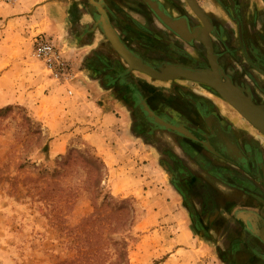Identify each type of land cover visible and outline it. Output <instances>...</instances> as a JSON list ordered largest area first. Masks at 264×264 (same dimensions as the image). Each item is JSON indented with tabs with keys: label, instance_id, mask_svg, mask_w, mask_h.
Here are the masks:
<instances>
[{
	"label": "crops",
	"instance_id": "1",
	"mask_svg": "<svg viewBox=\"0 0 264 264\" xmlns=\"http://www.w3.org/2000/svg\"><path fill=\"white\" fill-rule=\"evenodd\" d=\"M231 4L237 10L235 17L228 12L236 18L231 33L244 46L243 67L255 69L264 83V0ZM149 12L140 0H0V107L16 104L29 109L50 135V157L62 154L77 139L90 146L106 165L111 192L145 204L147 219L186 216L185 210L175 213L174 208L178 193L188 196L194 211L190 218L208 224L184 221L174 232L164 228V235H174L167 243L203 255L208 247L200 234L237 235L230 250L245 255V262L264 264V133L239 137L230 103L234 113L226 120L211 110L212 101L204 104L187 97L194 108L188 114L178 98L167 102L162 97L173 89L180 92L176 82L180 76L157 84L152 75L124 64L111 37L127 48L137 38L134 32L147 35L142 46L148 47V36L166 41L154 33ZM123 29L132 33L123 35ZM40 32L51 35L74 62L69 82L54 78L34 55L33 40ZM101 44L107 54L97 50ZM157 100L163 110L154 105ZM206 119L218 126L227 124L235 146L221 152L204 149L202 138L210 131ZM158 186L164 187L162 194H152ZM154 202L168 205L158 208Z\"/></svg>",
	"mask_w": 264,
	"mask_h": 264
},
{
	"label": "rangeland",
	"instance_id": "2",
	"mask_svg": "<svg viewBox=\"0 0 264 264\" xmlns=\"http://www.w3.org/2000/svg\"><path fill=\"white\" fill-rule=\"evenodd\" d=\"M160 1L170 12L175 9L184 12L189 30L202 26V21L190 8L187 0ZM196 2L212 20L215 32H210L209 37L219 70L221 67L230 80L240 82L241 88H247L255 102L264 104L262 76L253 68L251 69L254 71H246L243 67L246 65L242 55L244 46L237 43L238 39L231 33L236 18L234 20L230 17L228 12H232L234 17L237 16L236 7L231 4V0H224L223 4L221 0ZM149 11L155 21L154 33L166 39L162 45L167 47L171 44L174 48L186 52L187 56L181 53L183 57L192 56L194 59H181L180 54L172 51V47L166 48V57L159 58L153 55L154 51L142 46L146 43L147 35L134 32L137 38H132L129 47L140 54L142 63L161 72L167 71L165 68L171 64H185L187 67L183 65L184 68L191 69H211L203 42L193 38L190 42H185L171 31L164 30L165 26L157 20L151 10ZM159 24L162 27L157 28ZM122 31L123 35H127L125 29ZM233 34L235 35V31ZM168 35H172L176 41H172ZM220 35L225 37V42ZM148 38L150 44L152 38ZM178 42L187 49L179 47ZM107 45L112 47L110 43ZM97 50L108 53L106 45L103 44ZM113 53L116 56L115 50ZM122 60L129 66L125 59ZM70 61L74 70V62L71 59ZM139 70L145 72L140 68ZM153 77L157 84L162 80H169ZM176 82L180 92L175 89L172 93L163 92V100L170 102V98H178L181 104H185L188 114L194 113V108L187 97H196L195 99L202 100L204 104L212 101L214 104L211 103V110L214 109L223 119L232 118L233 105L231 106L207 82L186 76H180ZM155 103L159 111L163 110L160 100ZM234 110L233 125L239 137L243 136V133L261 135L256 126L254 127L236 108ZM162 140L160 138V141ZM49 143L50 135L44 124L36 120L29 109L16 104L0 107V264L263 263L245 262V255L230 250L229 243L237 235L224 237L200 234L199 237L208 247L203 255L195 249L187 253L179 250L178 246L166 242L174 235H164V228L170 227L174 232V228L184 221L192 226L202 227L205 222L208 224L206 220L200 219L197 222L190 218L194 211L188 196L178 193L174 208L175 213L181 209L185 210L186 216L183 213L174 220L147 219L148 210L145 204L139 203L133 196L123 197L111 192L106 183V165L103 161L96 160L95 156H99L90 146L77 139L65 152L50 157ZM97 167L99 171H96ZM158 187L153 189L152 194H162L164 187ZM155 205L164 209L168 204L157 202ZM94 215L97 219L91 220ZM150 232L153 235H150ZM169 247L172 249L168 250Z\"/></svg>",
	"mask_w": 264,
	"mask_h": 264
},
{
	"label": "water",
	"instance_id": "3",
	"mask_svg": "<svg viewBox=\"0 0 264 264\" xmlns=\"http://www.w3.org/2000/svg\"><path fill=\"white\" fill-rule=\"evenodd\" d=\"M187 2L190 8L202 21L201 40L204 43L208 53V59L211 67L208 72L214 75L213 79H209L203 72L194 71L190 68L184 67H171L172 69L169 68L165 72L155 70L152 67L142 63V61L127 47L117 41L116 38L112 39L111 37V41L114 44L116 50L122 55L129 65L135 68H140L152 76L161 79H171L176 76H186L192 79H198L207 82L226 101L232 104L245 118H247L261 132L264 133V105H258L257 103H254L252 100H250V98H248L247 95H245L241 87L238 88L233 83L224 81L222 79L218 63L216 61V55L213 52V45L209 37L210 32H215L211 20L200 8L196 0H187Z\"/></svg>",
	"mask_w": 264,
	"mask_h": 264
},
{
	"label": "flooded vegetation",
	"instance_id": "4",
	"mask_svg": "<svg viewBox=\"0 0 264 264\" xmlns=\"http://www.w3.org/2000/svg\"><path fill=\"white\" fill-rule=\"evenodd\" d=\"M142 1L144 4L147 5V7L149 8V10H151L153 12V14L156 16L157 20L165 26V28L169 31H171L175 36H178L179 38H181L182 40H184L185 42L187 41H191L192 38L193 39H198L200 42H202L201 38V27L202 26H197L195 27L193 30H189V26L187 23V20L185 18V13L182 12L181 10L175 9L174 12H170L169 9H167L164 4L160 1V0H140ZM212 21V20H211ZM214 27V26H213ZM194 36V37H193ZM199 38H198V37ZM196 37V38H195ZM220 37L223 39V41L225 42V37L223 35H220ZM149 49L154 51L157 57H166V48L168 47H172V51L176 52L177 55L181 54L179 49L174 48L173 45L170 44V46L167 45V47L165 45H162V42L159 41H151V43L148 45ZM140 59V57H138ZM130 67H132L131 65H129ZM172 67V64L168 67L165 68V70H168L169 68ZM191 69V68H190ZM194 71H199V72H208L210 70L209 69H192ZM220 72L221 75L223 77L224 80L226 81H230L231 83H234L238 86V88H240V82H235L234 80H230V78L228 76H226V74L223 72V70H221L220 67ZM243 88V87H242ZM245 91V95L248 96V98H250V100H252L254 103L255 102L254 98L252 95H250L247 92V88H243ZM258 105H264V104H260L257 103ZM207 121V127L210 129L209 131V135H205V138L202 140L204 141L205 145H204V149L207 150H211L213 152H221V151H228L230 150V148H232V146H235V143L232 144V131L231 129H229L227 127V124H220V126H218V124H214V122L211 124L208 119H206ZM220 127V128H219ZM236 152V150H235ZM241 159L238 161H243V159L240 157V155H235L234 159ZM205 163L206 160H204Z\"/></svg>",
	"mask_w": 264,
	"mask_h": 264
},
{
	"label": "built area",
	"instance_id": "5",
	"mask_svg": "<svg viewBox=\"0 0 264 264\" xmlns=\"http://www.w3.org/2000/svg\"><path fill=\"white\" fill-rule=\"evenodd\" d=\"M32 48L34 55L43 62L46 70L54 78L63 82L73 79L72 62L57 46L51 35L45 32L37 33Z\"/></svg>",
	"mask_w": 264,
	"mask_h": 264
},
{
	"label": "trees",
	"instance_id": "6",
	"mask_svg": "<svg viewBox=\"0 0 264 264\" xmlns=\"http://www.w3.org/2000/svg\"><path fill=\"white\" fill-rule=\"evenodd\" d=\"M95 158H96V160H98L100 162L102 161L101 158H99V157L95 156ZM96 169H97L96 171H99L98 167ZM96 219H97V217L95 215L91 218V220H96ZM61 264H79V263L78 262H62Z\"/></svg>",
	"mask_w": 264,
	"mask_h": 264
},
{
	"label": "bare ground",
	"instance_id": "7",
	"mask_svg": "<svg viewBox=\"0 0 264 264\" xmlns=\"http://www.w3.org/2000/svg\"><path fill=\"white\" fill-rule=\"evenodd\" d=\"M206 22V21H205ZM172 69V68H170ZM205 75L209 78V79H213L214 78V75L213 74H210L209 72H205Z\"/></svg>",
	"mask_w": 264,
	"mask_h": 264
}]
</instances>
